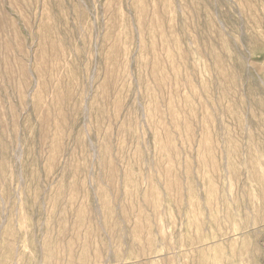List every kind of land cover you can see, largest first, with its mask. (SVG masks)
<instances>
[{
	"label": "rangeland",
	"instance_id": "rangeland-1",
	"mask_svg": "<svg viewBox=\"0 0 264 264\" xmlns=\"http://www.w3.org/2000/svg\"><path fill=\"white\" fill-rule=\"evenodd\" d=\"M0 264H264V0H0Z\"/></svg>",
	"mask_w": 264,
	"mask_h": 264
}]
</instances>
